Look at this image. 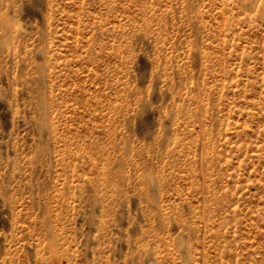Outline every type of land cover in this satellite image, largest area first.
Wrapping results in <instances>:
<instances>
[{"label":"rangeland","instance_id":"1","mask_svg":"<svg viewBox=\"0 0 264 264\" xmlns=\"http://www.w3.org/2000/svg\"><path fill=\"white\" fill-rule=\"evenodd\" d=\"M0 264H264V0H0Z\"/></svg>","mask_w":264,"mask_h":264}]
</instances>
